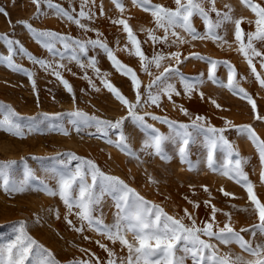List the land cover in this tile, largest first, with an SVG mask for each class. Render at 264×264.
<instances>
[{"label": "snow or ice", "instance_id": "snow-or-ice-1", "mask_svg": "<svg viewBox=\"0 0 264 264\" xmlns=\"http://www.w3.org/2000/svg\"><path fill=\"white\" fill-rule=\"evenodd\" d=\"M31 3L35 7L37 17L51 14L58 20L75 25L85 33L95 32L97 38L75 39L70 35L51 30H37L28 21H19L32 34L33 39L52 56L50 60L33 59L31 55L27 58L59 81L74 102L73 88L62 75V70L71 72V69L63 62L65 60L75 62L84 72L81 78L88 81L90 88L99 91L93 79L87 75V69H91L96 79L100 80L103 87L125 109V115L111 121L74 108L67 113H41L38 116L22 117L11 105L0 103V131L22 139L26 133L37 131L42 124L52 127L53 125L46 124L48 121L62 122L54 125L62 135H69L68 128L62 126L66 123L76 133L87 132L96 139H102L129 159L140 161L141 154L145 153L149 158L156 157L164 162L178 158L189 171L197 170V164L190 159V153L192 147L199 143L205 152L204 165L209 170L232 180L247 193L250 210L256 216V222L237 231L232 224L231 213L223 212L226 219L221 227L217 221V213L222 210L211 203V198L204 201V206L210 208V214L200 223H197L194 213L189 212L187 208L183 209V215H170L160 204L147 200L125 180L104 172L94 160L71 152L57 153L55 157L49 158H32L56 161V165L48 172L54 185H49L43 180L38 181L33 170L27 165L23 178L16 180L10 175V170L16 161L0 162V189L8 194L22 193L31 186V182L38 181L40 187L36 190L50 197H58L63 203L66 209L64 221L72 231L78 234L86 231L94 232L113 245L118 243L127 253L125 256H118L108 245L97 240L95 243L107 253L104 260L88 249H80L88 258H74L70 264H186L189 259L191 264H264V239L259 242L256 240L257 235L264 238V202L254 194L253 184L244 171V165L248 163L247 159L240 156L235 145L224 135L228 127H234L238 135L245 137L251 143L261 168L260 180L264 183V140L257 135L252 125L235 126L225 121V128H217L207 122L203 116L197 115L192 118L182 106H179V111L189 117L188 123L169 119L154 111H140L145 107L162 109L164 98L175 106L173 96L181 95V91L177 89L174 80L180 84L185 97L190 99L195 92L203 99L204 94L199 91V86L204 80L188 78L179 69L184 61L197 59L207 65V81L246 100L251 106L253 119L264 120V117L257 112L255 100L240 86L241 80L245 77L240 75L238 78L235 66L229 61L214 60L195 52L185 56L179 50L164 51V48L179 49L180 46L197 40L211 41L218 47L223 46L229 42L225 39L226 32L221 33L220 30L227 24H232L236 51L243 57L255 82L264 88V76L256 67L258 62L260 69L264 70V51L256 47V43L264 42V5L254 0H240V3L255 17L253 21H248L249 24H254V31L246 32L241 26L244 18H234L230 5L223 6L226 11L218 9L217 0H173L174 7L154 4L152 0H131L134 7L151 16L154 24V28L141 29L146 33V39L141 41L128 19L123 18L126 10L123 0H111L116 10L121 13V17L110 19V22L121 27L122 32L126 34L123 51L137 59L141 72L149 76V83L144 85L137 72L119 60L114 50L100 39L102 33L83 22L96 19L97 13L93 10L95 0H79L78 11L75 7L65 8L55 0H31ZM0 14L8 16L3 8H0ZM99 15H105L102 5L99 6ZM195 18L201 20L203 32L194 26ZM157 30H162L163 35H156ZM0 40L5 41L7 50L6 55L0 53V65L14 72L23 73L31 83L33 93H36L35 73L23 68L14 60L17 51L20 54L25 53L24 47L19 41H13L6 35H0ZM149 42L153 48L151 56L147 55L142 47V44ZM57 45L60 47L58 48ZM89 48L100 49L113 69L130 81L134 100L126 98L107 79L108 73H101L96 66L95 57H89L87 64L81 60V56H87ZM221 66L226 69V82L217 75V70ZM153 69L156 71L153 72ZM203 75L201 74V77ZM211 103L220 108L215 100H211ZM146 118L166 126L167 132H162ZM24 120L31 123L26 125L22 123ZM128 122L132 126V132H126L124 129V125ZM134 133L141 135L139 153L130 143V140L134 139ZM169 146L173 149L172 156L167 152ZM218 152L223 154V159L219 163ZM148 182L158 183L150 175ZM202 187L208 192L207 186ZM220 192L224 197L235 198L223 188ZM106 197L111 199L116 210L111 223H105L103 212L100 210ZM188 203L193 209L200 207L197 202L189 200ZM240 210L249 211V209ZM70 216L75 217L76 223L69 219ZM56 218H60L58 213ZM36 222H40L39 218ZM244 233L250 234V238L246 239ZM83 239L87 241L90 237L84 235ZM232 244L237 245L250 258L234 255L231 251L220 252L218 245L228 248ZM0 264H60V262L49 249L29 235L25 222L19 221L15 238L0 243Z\"/></svg>", "mask_w": 264, "mask_h": 264}, {"label": "rangeland", "instance_id": "rangeland-1", "mask_svg": "<svg viewBox=\"0 0 264 264\" xmlns=\"http://www.w3.org/2000/svg\"><path fill=\"white\" fill-rule=\"evenodd\" d=\"M55 2L60 3L65 8L75 7L77 11L79 10V0H55ZM254 2L264 5V0H254ZM123 3L126 9L123 18L128 19L138 38L144 41L146 33L142 32L141 29L154 28L151 16L138 7H134L131 0H123ZM152 3L174 7L173 0H152ZM101 5L105 12L104 16L99 15V6ZM224 5L231 6V14L234 18H244L241 26L246 32L254 31V24H249L248 21H253L255 17L250 10L240 3V0H217L216 7L218 9L226 11ZM0 8L8 13L7 17L0 14V35H6L13 41H19V44L24 47L25 53L20 54L17 51L14 60L23 68L35 73L37 89V92L33 93L32 85L23 73L14 72L0 65V103L11 105L22 117L38 116L41 113H67L74 108L111 121L125 115V109L103 87L100 80L96 79L91 69H87V75L93 79L96 87L100 89L99 91L90 88L88 81L81 78L84 72L77 67L75 62L65 60L63 63L71 69V72L62 70V75L73 88L74 102L72 96L59 81L27 58L28 55H31L33 59L50 60L52 56L33 39L32 34L19 21H28L37 30H51L81 40L96 39L95 32L85 33L75 25L58 20L51 14L37 17L31 0H0ZM93 10L97 13L96 19L91 22H83L102 33L100 39L104 40L114 50V54L119 60L132 67L142 83L147 85L150 78L141 72L138 60L123 51L126 34L122 32L121 27L110 22V19L121 17V13L116 10L111 0H95ZM194 26L203 32V25L199 18L194 19ZM220 31L221 33L226 32L225 39L229 42L228 44L218 47L211 41L197 40L192 41L191 44L182 45L179 49L175 47L164 48V51L179 50L185 56L195 52L214 60L229 61L235 66L238 78L240 75L245 77L244 80H241L240 86L252 96L257 104L258 114L264 117V88L255 82L243 57L236 51L237 45L233 37L234 25L227 24ZM156 35H163L162 30H157ZM57 47L59 48L60 45ZM142 47L147 55H152L153 48L150 42L142 44ZM256 47L264 51V42L256 43ZM0 53L7 54L4 40H0ZM89 57H95L96 66L101 70V73H108L107 79L126 98L134 100L130 81L113 69L106 55L100 49L89 48L87 56H81V60L87 64ZM256 67L257 71L264 76V70L260 69L258 62ZM179 69L188 78L204 80L199 86V91L204 94L203 99L195 92L190 99L185 97L180 84L174 80L177 89L181 91V95L173 96L175 106L164 98L162 109L145 107L140 111H154L156 114L167 116L169 119L188 123L189 117L182 115L179 111V106H182L187 109L192 118L197 115L203 116L207 122L217 128H225V121H229L231 125L235 126L250 124L257 135L264 140V120L253 119L251 106L246 100H242L227 89L207 81L205 62L189 59L184 61ZM155 71L153 69V72ZM201 74H204L203 77ZM217 75L226 82L227 74L223 66L217 70ZM211 100H215L220 108L215 107ZM146 119L149 123H154L162 132H167L166 126L153 122L150 118ZM22 123L27 125L31 122L24 120ZM57 123L62 122L48 121L46 124L53 125L52 127L42 124L37 131L30 134L26 133L22 139L0 131V162L16 161L10 170V175L14 179L23 178L24 169L27 165L33 170L38 181L43 180L49 185H54V181L49 178L48 172L56 165V161L32 158H49L55 157L57 153L71 152L80 157L94 160L104 172L125 180L147 200L160 204L170 215H183V209L187 208L189 212L194 213L197 223H200V221L207 219L210 214V208L204 206V201L211 198V203L222 210L217 213V221L221 227L226 219L222 214L223 212L231 213L232 224L237 231L256 222V216L250 210L251 205L247 193L232 180L209 170L204 165L205 152L199 143L192 147L190 153V159L197 164V170L189 171L187 166L180 163L178 158L164 162L156 157L149 158L145 153L141 154L140 161L129 159L102 139H96L94 136L88 135L87 132L76 133L66 123H63L62 126L68 128L69 135H62L54 127ZM124 129L126 132H132L130 122L124 125ZM224 135L235 145L240 156L247 159L248 163L244 165V171L253 184L254 194L261 202H264V183H261L260 180L261 168L254 147L245 137L238 135L234 127H228ZM140 140L141 135L139 133H134V139L130 140L133 149L138 153ZM167 152L170 156L173 155L171 146L168 147ZM217 157L219 163L223 159V154L218 152ZM21 158L24 159L21 160ZM149 175L158 183L150 184L148 182ZM38 181L31 182V186L22 193L8 194L0 189V243L14 239L18 222L24 221L29 235L49 249L60 264H70L74 258L87 259L86 254L80 249H88L101 260H104L107 253L95 243L97 240L108 245L118 256L127 254L126 250H122L118 243L113 245L94 232L86 231L83 234H78L72 231L64 221L66 209L63 203L58 197H50L42 191L36 190L40 187ZM202 186H207L208 192H205ZM221 188L232 193L235 198L224 197L220 192ZM189 200L199 203L200 207L193 209L192 205L188 203ZM232 205L235 207H231ZM240 209H249V211H241ZM100 210L103 212L105 223H111L116 210L110 198L104 199ZM56 213L59 214V219L56 218ZM38 218L39 223L36 222ZM69 219L76 223L75 217L70 216ZM84 235L89 236L90 240H84ZM243 235L246 239L250 238L248 233ZM129 239H131L130 235ZM262 239L264 238L257 235L256 240L258 242ZM213 242L215 243V241ZM218 247L221 253L231 251L234 255H242L246 259L250 258L235 244L228 248L223 245H218ZM186 264H191V260H187Z\"/></svg>", "mask_w": 264, "mask_h": 264}]
</instances>
